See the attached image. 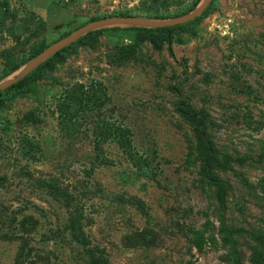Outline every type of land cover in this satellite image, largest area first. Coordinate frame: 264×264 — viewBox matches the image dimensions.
I'll return each mask as SVG.
<instances>
[{
  "label": "rangeland",
  "instance_id": "1",
  "mask_svg": "<svg viewBox=\"0 0 264 264\" xmlns=\"http://www.w3.org/2000/svg\"><path fill=\"white\" fill-rule=\"evenodd\" d=\"M5 1L0 264H264V0ZM95 83L104 105L63 131ZM101 122L141 170L95 148Z\"/></svg>",
  "mask_w": 264,
  "mask_h": 264
},
{
  "label": "trees",
  "instance_id": "2",
  "mask_svg": "<svg viewBox=\"0 0 264 264\" xmlns=\"http://www.w3.org/2000/svg\"><path fill=\"white\" fill-rule=\"evenodd\" d=\"M196 5V3L192 6V8ZM9 16L8 3L5 0H0V30L3 28L5 21ZM155 31L161 33H168L167 28L156 29ZM168 50L170 49V42L167 39ZM13 86H10V88ZM80 91H72L67 94V98L70 103L74 106L75 111L72 114L60 115L59 116V125L63 131L74 132L76 128V121H73L81 112L98 109L104 105L103 99V91L104 88L101 84L95 83L90 86L88 90H82V86ZM188 119L192 122L196 121V113L189 114ZM197 134L201 137V129L197 128ZM93 136L95 138L94 146L98 150L101 143L111 141L118 145V147L122 150L124 154H126L128 160L131 164L138 170H141V166H143V162L140 163V159L136 158L135 155L131 151V132L128 129H123L119 126H115L113 123L101 122L97 123V125L93 128ZM36 186L40 189L48 188V184L44 181L37 180ZM55 197V196H54ZM56 198V197H55ZM74 225H71V229H74ZM139 236V235H138ZM141 237V236H140ZM204 245V240L199 237L196 241L193 242L194 248L199 252L202 250ZM89 259L85 264H108L107 260L97 256L94 250L88 251ZM260 253H254L251 262L253 264H263L261 261ZM18 264V263H17ZM234 264H240L237 260Z\"/></svg>",
  "mask_w": 264,
  "mask_h": 264
},
{
  "label": "water",
  "instance_id": "3",
  "mask_svg": "<svg viewBox=\"0 0 264 264\" xmlns=\"http://www.w3.org/2000/svg\"><path fill=\"white\" fill-rule=\"evenodd\" d=\"M210 0H206L203 5H202V8L200 11H202L208 4H209ZM195 17L194 14L192 15H188L187 17H184L183 19L181 20H177V21H172V22H161V23H156V24H152V23H139V26L143 27V28H147V29H153V30H156V29H160V28H167V27H172V26H175V25H178L180 23H183V22H187V21H190L192 20L193 18ZM132 22V21H130ZM85 30H82V31H79L76 35H74L73 37H76V36H79L81 35L82 33H84ZM72 37V38H73ZM67 44H69L68 40L65 41L64 43H62L61 45H59L58 47V50L63 48L64 46H66ZM17 79H14L12 81H10L8 84H13Z\"/></svg>",
  "mask_w": 264,
  "mask_h": 264
}]
</instances>
